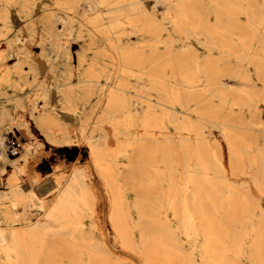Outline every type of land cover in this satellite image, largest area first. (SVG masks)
I'll use <instances>...</instances> for the list:
<instances>
[{"label": "bare ground", "instance_id": "1", "mask_svg": "<svg viewBox=\"0 0 264 264\" xmlns=\"http://www.w3.org/2000/svg\"><path fill=\"white\" fill-rule=\"evenodd\" d=\"M59 12L98 59L32 60ZM261 201L264 0H0V264H264Z\"/></svg>", "mask_w": 264, "mask_h": 264}, {"label": "rangeland", "instance_id": "2", "mask_svg": "<svg viewBox=\"0 0 264 264\" xmlns=\"http://www.w3.org/2000/svg\"><path fill=\"white\" fill-rule=\"evenodd\" d=\"M37 19V17H36ZM22 24L15 23L14 29L10 33H8L7 37L11 38L16 33L17 30H20ZM34 38L31 44L29 45L28 51L31 55L32 60L35 63H40L41 58L37 56L39 54L41 46L38 44L40 41V35L47 33L50 35L49 40L53 42L55 45H60L63 47H68L71 53V63L72 65L78 63V55H85V63L84 65H88L96 58L97 53L99 52L100 48L92 42V38L82 31L77 24L72 23V21L66 20V16L63 13H56L51 16L47 17V20L44 24H37L34 25ZM187 39V38H186ZM131 42H134V38L131 37ZM68 42V43H67ZM20 46V45H19ZM226 81V80H225ZM227 84V83H226ZM212 132L218 137L220 135L217 128H212ZM35 131V135L37 136V131ZM17 137H20L18 133L15 132ZM219 138V137H218ZM216 139L219 141L221 145V151L224 155V167L226 172L229 173L228 162L226 158L225 149L223 146V142L221 139ZM39 140H42V137H38ZM25 138H20L19 143H25ZM13 143L15 141L13 140ZM15 147H17L15 145ZM46 151L48 150L45 149ZM80 153L81 155V164L87 169H91V164L88 161L87 157V149L81 147L80 150L76 146H67L56 148L52 150L51 157L48 160H43L39 165L38 170L41 174L49 175L51 173L50 165L51 166H60L64 165V167L70 168L74 165L76 160L77 154ZM8 164L11 165L12 163L18 164L21 161L20 152H15L14 155L8 156ZM45 165V166H44ZM8 170V166L6 167ZM37 169V167H36ZM248 185L251 187V193L254 195V189L250 183ZM261 206H264V202L261 201ZM106 229L109 231V225L106 224ZM107 245L110 249H114L115 247H119V244H116L113 240V236L110 234L107 239Z\"/></svg>", "mask_w": 264, "mask_h": 264}]
</instances>
